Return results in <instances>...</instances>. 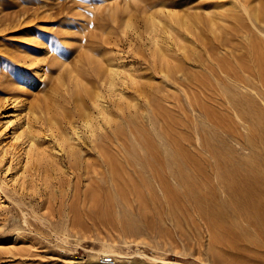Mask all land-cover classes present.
Here are the masks:
<instances>
[{"label":"rangeland","instance_id":"rangeland-1","mask_svg":"<svg viewBox=\"0 0 264 264\" xmlns=\"http://www.w3.org/2000/svg\"><path fill=\"white\" fill-rule=\"evenodd\" d=\"M231 53L264 60V0H0V264H264L234 248L254 231L228 186L249 150L208 100L225 91L214 59L235 65ZM99 59L126 68V99L104 89L126 109L92 136L72 75L94 86ZM164 155L179 163L148 174Z\"/></svg>","mask_w":264,"mask_h":264},{"label":"bare ground","instance_id":"bare-ground-1","mask_svg":"<svg viewBox=\"0 0 264 264\" xmlns=\"http://www.w3.org/2000/svg\"><path fill=\"white\" fill-rule=\"evenodd\" d=\"M153 39H155V43L158 42L156 37H153ZM229 55L230 58L235 59V65L225 62L226 60L224 58L214 59L218 68V74L212 67L210 71L220 85L226 81L225 84H223L225 91L208 100L221 110L226 111L225 114L228 113V115L226 114L228 118H233V125L236 127V130L233 132V139H235L237 144L249 150L246 160L241 161L238 159V163L236 162L238 167H235L234 176L230 178L228 186L231 188L230 205H232L231 211L233 213V219L236 221L238 219L241 220L247 224L248 228L252 227L254 231L250 232L247 229V232H245L243 236L234 237L236 241L234 248L238 252L240 247H237V245L240 240H242L247 242V244L244 243L246 252L262 254L264 252V137L261 136L260 126H264V119H262L264 118V60L260 56L255 59V55L250 58L248 57V59L246 58V60H242V55L235 53ZM90 60L96 62V59H93V57H91ZM98 64L94 74L96 77L93 82L94 86L88 87L83 84L79 73L72 75L74 85L77 89L74 102L78 112V119L85 128L89 129L92 136H96L97 131L108 126L112 127L113 124L115 125L118 123L122 115H125L126 109L121 105L116 106L115 109L111 107V105L107 103V94L104 92V89H106L110 92L111 96L115 95L119 100L126 99V97H124L126 95L125 91L118 88V86H120L119 77L124 75L126 68L123 65H116L110 60L107 62L99 59ZM128 73L131 75L132 71L129 70ZM253 81L259 84L257 87L259 89L255 90V88L249 87L250 85L256 86ZM135 84L137 85L138 83L136 82ZM137 98L138 96H136V101ZM127 103L130 110L132 107H137V103L132 100ZM76 121L75 116H73L71 118L72 124L75 125ZM241 126L247 131L246 136L241 133L244 132L241 131ZM116 136L117 140L120 141L121 135L116 134ZM257 136H261V138ZM69 139L72 138L69 137ZM101 141V155L110 161L112 157L109 152L111 137L108 135L102 138ZM244 142L247 146H245ZM69 150V154L74 155L71 145ZM176 160V157L164 155L161 165L158 163L157 165L159 166L157 167L154 163H151L149 156L148 161L145 160L146 166L143 168L148 171V174L158 175L161 173V166L167 172V167L170 162L175 161L179 163ZM177 167L180 168L179 166ZM159 179L163 196L168 199L169 186L164 180L161 178ZM94 186L97 189H104V185L100 182H96ZM113 186L116 187V179L113 180ZM109 189L111 190L112 187L110 186ZM213 211L214 210H212V216L215 222L219 220L223 221V218H221L222 215Z\"/></svg>","mask_w":264,"mask_h":264},{"label":"built area","instance_id":"built-area-1","mask_svg":"<svg viewBox=\"0 0 264 264\" xmlns=\"http://www.w3.org/2000/svg\"><path fill=\"white\" fill-rule=\"evenodd\" d=\"M103 264H113L114 263V260L112 257H109V258H104L103 261H102Z\"/></svg>","mask_w":264,"mask_h":264}]
</instances>
